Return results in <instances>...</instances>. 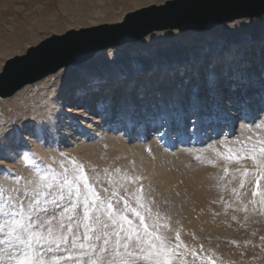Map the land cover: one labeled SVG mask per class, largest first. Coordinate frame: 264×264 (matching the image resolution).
I'll use <instances>...</instances> for the list:
<instances>
[{"label":"rangeland","instance_id":"rangeland-1","mask_svg":"<svg viewBox=\"0 0 264 264\" xmlns=\"http://www.w3.org/2000/svg\"><path fill=\"white\" fill-rule=\"evenodd\" d=\"M166 1L169 0H0V74L7 60L25 55L29 48L47 38L66 34L69 30L116 24L128 13L151 5H162ZM48 21L50 23L46 25ZM260 34H264V15L235 19L205 31H156L138 42L108 47L98 52L100 56L97 59L95 56L98 53L87 61L90 62L87 66L96 77V81L87 85L94 90L81 91L80 88L73 95L65 91L61 96L58 93L60 83L78 77L80 67H84L85 62L62 68L41 81L25 86L13 96H0V126L6 124L11 133L0 138V182L9 187L11 174L38 182L37 166L47 171L45 166L50 165L61 172L65 165L71 168L70 161H75L83 164L91 183L101 191L108 188L125 195L136 192L143 184L147 194L143 203L149 211H142L147 222L152 224L159 214L158 222L168 225L161 231L169 240L174 241L179 232L181 240L188 247L189 264H201L200 256L210 257L216 264H264V242L260 240V236L264 235V214L245 213L232 192L236 188L242 193L241 201L247 202L243 195L249 188L247 182L245 189L239 188L242 173L244 169H253L251 150L264 143V124L259 119L264 112V49L263 56L256 50L255 56L250 54L248 58L259 68L257 84L249 85L246 78L236 80L235 77L246 74L235 72L237 76L232 77L235 79L234 90L227 94L224 104L211 93L209 78L214 77V66L209 63L203 68L205 89L202 81L199 84L194 81L189 83L183 92L188 98L185 97V106L178 108L181 102L170 98L171 94L162 101L154 99L153 104L147 106L145 111L151 115L152 127L145 124L140 126V120L137 119L138 125L132 117L126 121L121 112L108 115L109 103L105 98H97L93 102L97 114L86 117L74 113L66 115L61 111L53 114L49 111L48 102L50 89L64 105H72L71 109L83 107L85 114H90L93 104L91 109L81 104L87 92H110L111 89L106 87L108 72L119 69L124 75L123 80H127V84L122 85L125 97L121 99L119 109L126 103L130 112L128 94L141 90L136 87L135 80H129L132 70L142 73L141 70L150 65L158 74L160 63L164 60L172 59L180 63L181 58H185L194 61L196 51L210 58L216 47L221 52L228 45L236 50L242 41L258 44L256 36ZM184 81L190 80L186 78ZM200 85L203 86L200 88ZM68 97L73 98L74 103L79 100L78 104H68L65 101ZM195 99L201 105H197ZM218 104H221V108ZM46 113L52 116L50 122L60 115L59 131L51 123L40 120ZM209 116L212 118L209 119ZM114 139L118 143L125 142L130 148H138L139 162L132 155L119 153L112 143ZM230 150L232 159L227 158ZM237 153L248 158L236 159ZM158 156L162 157L161 163L157 160ZM179 158H187L185 167L186 170L191 168V173L195 168L208 171L210 175L203 187L204 195L189 192L188 187L180 192L175 191L185 184L180 177L188 176L183 167L181 171L179 167V171L176 168L174 161H179ZM146 161L151 167L149 171L145 166ZM163 164L167 165L168 172L180 174L178 181L172 185L175 194L164 192L161 174L155 172ZM135 177H142V180L130 182ZM20 183L23 185L24 181ZM126 198L135 206L131 195ZM193 250L198 253L195 258L191 256Z\"/></svg>","mask_w":264,"mask_h":264},{"label":"snow or ice","instance_id":"snow-or-ice-1","mask_svg":"<svg viewBox=\"0 0 264 264\" xmlns=\"http://www.w3.org/2000/svg\"><path fill=\"white\" fill-rule=\"evenodd\" d=\"M209 84L215 86L213 77ZM259 119L264 124V112ZM10 134L6 124L0 126V138ZM227 158H233L231 150ZM250 159L254 167L244 169L239 185L245 189L246 181L249 186L243 193L247 202L241 201L239 190L232 192L245 213L264 214V143L251 150ZM70 163L71 168L65 165L61 172L50 165L45 166L47 171L37 166L38 182L15 174L10 175L9 187L0 182V264H189L180 233L169 240L161 231L168 225L158 222L159 214L152 224L147 222L143 184L131 194L101 191L83 164ZM139 180L142 177L130 182ZM260 240L264 242V235ZM191 256L198 253L193 250ZM199 259L201 264H216L207 256Z\"/></svg>","mask_w":264,"mask_h":264},{"label":"bare ground","instance_id":"bare-ground-1","mask_svg":"<svg viewBox=\"0 0 264 264\" xmlns=\"http://www.w3.org/2000/svg\"><path fill=\"white\" fill-rule=\"evenodd\" d=\"M49 14H51V13H49ZM241 18H244V17H241ZM237 19H239V18H237ZM123 21H124V18H121L119 21H117L115 23L120 24V23H123ZM49 23H50V21L46 22V25H49ZM218 26H220V25H218ZM256 38L258 39V44H256V43L255 44H253V43L249 44L246 41H242L238 44V48L236 50L232 46L228 45L220 52L219 49L216 47L214 49V51L212 52L210 58L205 57L202 53L196 51L194 56H193L194 61H191V60L185 59V58H181L180 63H177L172 59L164 60L163 62L160 63V66L158 68V74H157V71L154 72L153 67H151L150 65H147L145 68H143V70H141L142 73H140L138 70H135V69L132 70L131 71L132 77L129 78V80L130 81L132 80L133 82L135 80L136 81V87L137 86H138V88L140 87L141 90L138 93L134 92V94H132V93L128 94V100L131 101V107L129 108V109H131L130 112H129V110H127L128 108L126 107V103H124L123 107L121 109H119L120 104H121L120 103L121 99H123V97H125L124 96L125 93H123V89H122L123 86L122 85L127 84V82H126L127 80L126 79L123 80L122 77L124 75L119 69H115V70L113 69L112 71L108 72V75L106 78L108 80L106 83V85H107L106 87H109L111 89L110 92H108L106 94H105V91L101 92V94L100 93L95 94V92H93V91L87 92L85 98L82 100L83 103H81V104H84L86 108L91 109V105L93 104V102L97 98H105L106 101L109 103V107L107 108L108 109L107 111H109L108 115L115 114L116 112L117 113L121 112L123 119H125L126 121L128 119H130L129 117H132L134 119V122L137 119L140 120V123H141L140 126L145 124V125H149V127H152L151 123H153V122L150 121V119L152 120L151 115H148L147 110L145 111L147 106L152 105L154 102L153 101L154 99L159 100V101L165 100L166 96L168 94H171L170 98H174L175 100H180L181 105H179L178 108H182L183 106H185L184 101L187 98V96H186L187 94H185L183 92H185L187 86L190 85L191 82L194 81L196 84H199L203 80V77H204L203 68L207 67L209 65V63L210 64L212 63L214 66L213 67V74H214L213 78H214V85L215 86L214 87L210 86L211 88L209 86L208 87L210 88V90H212L211 93L215 96V98L217 100L221 99V102L223 101L225 104V102L227 101V99H226L227 94L232 93V91L234 90L233 88L235 87V84H234L235 79L232 78L233 76H237L235 74V72L240 71V72H242V74L245 73L246 76L242 75L240 77H235V78H236V80H239L241 78H246L250 82L249 85H252V84L255 85V84H257V81H259V79H257V75L259 73V68L256 67V64H254L253 60H248V58L250 57V54L255 56L254 51H256V50L259 51L260 55L262 53V56H263L262 50L264 49V34H260V35L256 36ZM110 47H112V46H110ZM21 48H22V46H21ZM237 50H239V51L235 52ZM100 51H102V50H100ZM99 56H100V54L98 53V55L95 56V59H97ZM209 59H210V62H209ZM243 61H246L244 66H243ZM89 63L90 62H87L84 67H80V73H79L78 77L69 78L66 83H60L59 89H58V93L60 96H61V94H64V91L73 95V92L76 89H80V88H82L81 91L83 89L88 90V91L94 90V88L91 85H87V83L92 84L94 81H96L95 74L93 73V71H91V68H89L87 66V65H89ZM195 64H196V66H195ZM69 67H71V66H69ZM141 75H143V77H141ZM206 75L208 76V72H206ZM184 76H185V78H183ZM186 78H188L190 81L185 82L184 79H186ZM203 83H204V89H205V82H203ZM113 84H114V86H113ZM26 86H29V84ZM180 86H181V89L179 88ZM202 86L200 85V88ZM252 88H256V87H252ZM23 89H24V87L22 88V90ZM135 90H136V88H135ZM48 93L50 95L49 96L50 98L48 99V102L50 105L49 111L52 112L53 114L57 115V114H59L58 111H61L62 113H65L66 115L69 113H71V114L74 113V115H77V114L82 115L83 114V116L86 117L87 115H91V116L94 115L95 116L98 112L95 103L93 104V109H91L90 114H85V112L82 109L83 107H77V108L71 109L70 107L72 105L70 107L64 105V102L63 101L61 102V98L58 97V95H56V93L52 92V90L49 89ZM192 93H194V92H192ZM231 97H233V94L231 95ZM73 98H74V96H73ZM73 98L68 97L65 101H67L68 104L73 103L76 106L78 104L79 100L77 103H74L75 101L73 100ZM97 102H98V100H97ZM189 102L192 103V101H189ZM155 103H156V101H155ZM199 103L201 105V102L197 101V105H199ZM159 104H160V102H159ZM228 105H231V104H228ZM99 106H101V105H98V107ZM159 107H160V105H159ZM218 107L221 108V104L220 105L218 104ZM205 108H206V110H209L207 108V106H205ZM49 114L50 113H46L40 120L43 122L51 123V126L54 129H57L59 131L60 129L58 126L60 125V123L58 122L59 121L58 117L60 115L57 117H54L53 121L50 122V118L52 116H50ZM233 116L235 117L236 115H233ZM61 119H63V118H61ZM139 120L136 121V122H138V125H139ZM168 122H169V120H168ZM244 135H246V134H244ZM112 143L115 146L114 148L119 149V153H121L122 155H126V156L132 155L133 157H135L134 159H136L137 161L141 158L140 153H139L140 150L138 148H130V147H128V145H126L125 142L123 143L121 141L120 143H118L115 139L112 140ZM187 158L186 159L181 158L182 160L179 158L180 159L179 161H177V162L174 161L177 164L176 168L179 167L180 171L183 169L188 174V176H181L180 177V179H182L185 184L183 186H180L179 188L177 187L175 191L180 192V191H183L184 188L187 189V187H188L189 192H195L196 195L199 194L200 196L204 195L206 192H205V188L203 189V187H205V184L208 183L209 179L207 177H209L210 174L208 175V171L206 169H203V168L198 169V168H195L194 166L192 168H195L196 170L193 171L192 173H191V170H192L191 168H189V170L188 169L186 170L185 165L187 162L186 161ZM157 160L159 163H161L162 157L158 156ZM184 161H186V162L184 163ZM166 162H167V164L169 163L168 161H165L164 163H166ZM145 166H146L148 171L151 169L148 161L145 162ZM161 166L162 167L156 166L157 168H156L155 172L161 174L162 181H163L162 187L164 189V192L168 193L169 195L175 194L173 191L172 185L176 182V180L178 181L180 174L179 175L176 174L175 171L174 172H170V171L168 172V170H166L168 168V167L166 168V166H167L166 164H163ZM178 171H179V169H178ZM186 177H188V178L186 179ZM199 187L203 190L201 191L199 189ZM180 202H182V200Z\"/></svg>","mask_w":264,"mask_h":264},{"label":"water","instance_id":"water-1","mask_svg":"<svg viewBox=\"0 0 264 264\" xmlns=\"http://www.w3.org/2000/svg\"><path fill=\"white\" fill-rule=\"evenodd\" d=\"M264 15V0H169L128 13L123 23L54 35L6 61L0 96L10 97L62 68L80 65L110 46L135 43L156 31H205L241 17Z\"/></svg>","mask_w":264,"mask_h":264}]
</instances>
